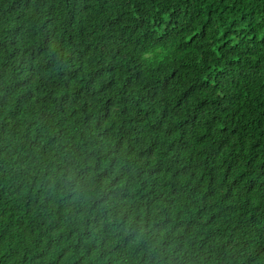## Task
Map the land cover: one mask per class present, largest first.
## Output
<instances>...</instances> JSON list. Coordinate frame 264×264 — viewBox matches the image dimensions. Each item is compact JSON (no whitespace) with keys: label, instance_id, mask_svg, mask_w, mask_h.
I'll return each mask as SVG.
<instances>
[{"label":"trees","instance_id":"16d2710c","mask_svg":"<svg viewBox=\"0 0 264 264\" xmlns=\"http://www.w3.org/2000/svg\"><path fill=\"white\" fill-rule=\"evenodd\" d=\"M0 264H264V0H0Z\"/></svg>","mask_w":264,"mask_h":264}]
</instances>
